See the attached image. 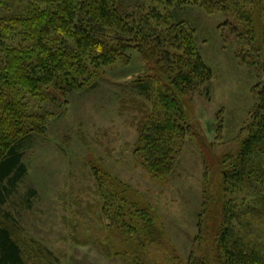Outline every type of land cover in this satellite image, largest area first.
Listing matches in <instances>:
<instances>
[{
  "label": "trees",
  "instance_id": "trees-1",
  "mask_svg": "<svg viewBox=\"0 0 264 264\" xmlns=\"http://www.w3.org/2000/svg\"><path fill=\"white\" fill-rule=\"evenodd\" d=\"M244 1L0 0V204L26 175L23 144L66 114L69 94L134 50L152 73L136 81L138 95L153 105L152 111L141 106L135 151L157 180L174 175L195 129L187 122L185 96L208 84L213 71L203 61L195 29L183 19L174 24L178 11L174 16L161 8L197 6L210 15L234 10L250 24L252 64L262 75L255 86L258 103L236 150L213 178L205 175L210 183L198 227L206 247L202 258L191 256L187 264H264V3L244 16L238 8ZM14 173L11 187L5 186ZM132 208L135 224L122 246L127 244L135 264H149L152 249L165 245L164 232L146 208ZM7 224L0 220V264H28L25 246Z\"/></svg>",
  "mask_w": 264,
  "mask_h": 264
},
{
  "label": "rangeland",
  "instance_id": "rangeland-1",
  "mask_svg": "<svg viewBox=\"0 0 264 264\" xmlns=\"http://www.w3.org/2000/svg\"><path fill=\"white\" fill-rule=\"evenodd\" d=\"M260 1L264 3L246 0L238 8L247 16ZM161 11H178L174 24L183 19L195 29L203 61L213 71L208 84L185 96L187 122L195 129L176 172L157 180L135 151L141 106L153 109L138 95L136 81L149 80L152 73L138 51H129L125 59L93 75L85 89L69 94L66 114L21 147L27 172L0 204V220L25 246L28 264H135L127 244L122 246L135 224V205L151 212L164 232L165 245L152 249L149 264L202 258L206 244L198 222L210 183L205 175L217 173L245 136L262 75L252 64L256 52L250 24L234 10L210 15L185 5ZM123 100L131 102L124 105ZM16 174L4 185L11 187Z\"/></svg>",
  "mask_w": 264,
  "mask_h": 264
}]
</instances>
